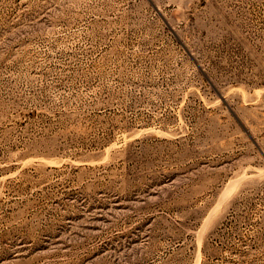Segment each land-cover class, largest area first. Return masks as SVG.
Here are the masks:
<instances>
[{"label":"rangeland","instance_id":"1","mask_svg":"<svg viewBox=\"0 0 264 264\" xmlns=\"http://www.w3.org/2000/svg\"><path fill=\"white\" fill-rule=\"evenodd\" d=\"M0 264H264V0H0Z\"/></svg>","mask_w":264,"mask_h":264}]
</instances>
